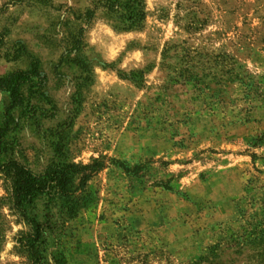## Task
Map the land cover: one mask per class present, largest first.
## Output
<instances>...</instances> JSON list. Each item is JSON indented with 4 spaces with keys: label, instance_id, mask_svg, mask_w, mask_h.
<instances>
[{
    "label": "rangeland",
    "instance_id": "1",
    "mask_svg": "<svg viewBox=\"0 0 264 264\" xmlns=\"http://www.w3.org/2000/svg\"><path fill=\"white\" fill-rule=\"evenodd\" d=\"M95 1L0 0V78L41 72L22 87L2 160L36 174L114 160L77 218L48 231L49 253L264 264V0H145L146 22L129 32L101 13L86 23ZM10 105L0 91V128ZM30 232L0 174V264H29L18 241Z\"/></svg>",
    "mask_w": 264,
    "mask_h": 264
},
{
    "label": "trees",
    "instance_id": "2",
    "mask_svg": "<svg viewBox=\"0 0 264 264\" xmlns=\"http://www.w3.org/2000/svg\"><path fill=\"white\" fill-rule=\"evenodd\" d=\"M98 13L103 14L116 29L124 32L143 28L147 19L145 0H96L83 19L91 23ZM81 32L83 30L81 29ZM4 39L0 34V46ZM82 39L72 44L73 51L79 52ZM41 80L40 68L34 65L30 71H16L0 78V91L9 94L11 105L6 110L0 128V174L10 184L13 210L31 227L29 234L18 241L27 253L29 264H69L63 254H50L48 231L59 229L74 220L89 204L91 194L89 182L106 168V158L95 159L88 164L60 162L53 163L43 173L36 174L21 162L2 157L12 151L9 137L17 130L18 121L12 111L25 104L22 87ZM122 165L120 162H116ZM44 202V216L41 220L36 212V202Z\"/></svg>",
    "mask_w": 264,
    "mask_h": 264
}]
</instances>
